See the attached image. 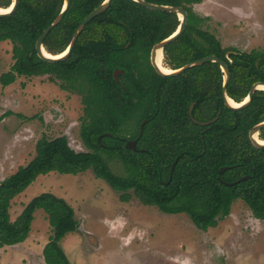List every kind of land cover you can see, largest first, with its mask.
Masks as SVG:
<instances>
[{"label": "trees", "instance_id": "1", "mask_svg": "<svg viewBox=\"0 0 264 264\" xmlns=\"http://www.w3.org/2000/svg\"><path fill=\"white\" fill-rule=\"evenodd\" d=\"M62 1L18 0L11 14L0 16V40L11 42L12 57L0 83L5 86L19 75L47 74L60 88L80 93V136L86 149L72 148L64 135H42L35 155L0 180V247L23 241L34 210L41 208L51 227L41 251L44 262L71 264L60 239L79 223L64 198L40 192L10 219L12 198L38 175L51 171L77 174L91 169L121 201L134 196L164 213L184 212L202 230L225 217L236 199H242L254 217L264 219V146L253 145L248 137L249 128L264 120V90L256 89L246 106L233 109L223 102L222 71L215 61L173 76L156 73L150 49L175 30L179 18L134 0H111L84 25L65 59L43 60L36 54L35 41ZM101 1L69 0L61 20L44 36V49L52 54L62 51L83 17ZM147 1L181 5L187 11L185 30L163 47L164 66L177 68L216 55L227 64L226 94L235 101H241L254 82L264 81V53L222 46L202 27L207 16L190 8L200 0ZM10 2L0 0V7ZM142 63L147 64L146 73ZM218 111L207 125L193 121L210 120ZM258 137L264 139V127ZM127 139H136V149L125 146ZM112 164L122 171L117 173ZM222 166L226 168L219 171ZM243 175L249 176L236 181Z\"/></svg>", "mask_w": 264, "mask_h": 264}, {"label": "rangeland", "instance_id": "2", "mask_svg": "<svg viewBox=\"0 0 264 264\" xmlns=\"http://www.w3.org/2000/svg\"><path fill=\"white\" fill-rule=\"evenodd\" d=\"M190 8L207 16L201 25L222 46L264 53V0H200ZM11 63V42L0 40V74ZM146 65L141 71H147ZM82 116L81 94L60 88L47 74L0 83V180L35 155L42 135H64L72 148L85 150ZM112 167L122 171L118 164ZM43 191L64 198L74 209L79 229L60 239L71 264H264V219L254 217L242 199L233 201L215 226L202 230L184 212L164 213L134 196L121 201L91 169L51 171L12 198L10 219ZM50 234L46 213L35 209L27 237L0 247V264H45L41 249Z\"/></svg>", "mask_w": 264, "mask_h": 264}, {"label": "water", "instance_id": "3", "mask_svg": "<svg viewBox=\"0 0 264 264\" xmlns=\"http://www.w3.org/2000/svg\"><path fill=\"white\" fill-rule=\"evenodd\" d=\"M134 1H136L137 3L143 5L147 8H150V9L174 12L178 15V18H179V24L175 28V30L171 34H169L168 36H166L163 39L159 40L158 42L154 43L150 49L149 60H150V64L152 65V67L154 68L156 73H158L160 75H164V76H173V75H177V74L183 72L185 69H187L191 66L198 65V64L204 63L206 61H215L219 64L220 69L222 71V88H221V91H222L223 102L227 107H230L233 109H240V108H243L244 106H246L250 102L254 91L256 89H262V88H260V86H264V81H257L251 85L249 91L247 92V94L245 95V97L241 101H235L232 98H230L226 94V84H227L228 79H229V70H228L227 64L221 58H219L218 56L213 55V54L202 56V57L197 58L193 61L187 62V63H185L182 66L177 67V68H168V72L162 71L158 65V62H162L163 47L167 43H169L170 41L174 40L178 35H180L185 30L186 21H187V11L181 5L158 4V3L149 2L147 0H134ZM17 2H18V0H11L10 4L7 7H0V9H2V10H0V16H6V15L11 14L15 10ZM110 2H111V0H102L100 4H98L91 11H89L83 17V19L80 21V23L78 24V26L74 30V32L71 36V39H70L69 43L66 45V47L62 51L52 54V53L47 52L44 49L43 44H42V40H43L44 36L49 32V30L51 28H53L61 20L64 12L68 8L69 0H63L61 8H60L59 12L56 14V16L54 17V19L48 25H46L42 29L40 34L38 35V37L35 41L36 54L40 58H42L43 60L50 61V62H56V61L65 59L69 55V53H70V51L74 45V42H75L79 32L83 29L84 25L92 17H94L98 13L105 10L109 6ZM3 9H5V10H3ZM118 71H119L118 69L114 70V76L115 77H117ZM229 99L233 100L234 102L240 103V104H238L236 106L232 105L229 102ZM192 105H193V103H191L189 106V113L191 112ZM218 115H219V111L210 120L198 121V120L194 119L193 121L200 124V125H207L208 123L214 121L218 117ZM263 127H264V120L253 124L248 130V137H249L250 141L252 142L253 145H255L257 147L264 146V142H261V140H264V139H260L258 137V133H259L260 129ZM106 134H109V133L106 132ZM125 146L127 148L136 149V139H127L125 141ZM172 166L170 169L171 172H172ZM225 168H226V166H222V167H220L219 171H223ZM247 176H249V175H243V176L239 177L236 181L243 180Z\"/></svg>", "mask_w": 264, "mask_h": 264}, {"label": "bare ground", "instance_id": "4", "mask_svg": "<svg viewBox=\"0 0 264 264\" xmlns=\"http://www.w3.org/2000/svg\"><path fill=\"white\" fill-rule=\"evenodd\" d=\"M0 10H2V9H0ZM3 10H5V9H3ZM158 65H159V67H160V69L162 70V71H164V72H168V67H166V66H164L163 65V62H158ZM260 88H262V89H264V86H260ZM246 100V99H245ZM229 102L232 104V105H238V104H240V103H237V102H234L233 100H230L229 99ZM261 139V138H260ZM261 142H264V140H261Z\"/></svg>", "mask_w": 264, "mask_h": 264}, {"label": "crops", "instance_id": "5", "mask_svg": "<svg viewBox=\"0 0 264 264\" xmlns=\"http://www.w3.org/2000/svg\"><path fill=\"white\" fill-rule=\"evenodd\" d=\"M79 229V225H78V228H77V230ZM43 247V246H42ZM41 251H42V249H41ZM42 254V253H41ZM42 259H43V257H42ZM44 261V260H43ZM46 264V263H45Z\"/></svg>", "mask_w": 264, "mask_h": 264}, {"label": "flooded vegetation", "instance_id": "6", "mask_svg": "<svg viewBox=\"0 0 264 264\" xmlns=\"http://www.w3.org/2000/svg\"><path fill=\"white\" fill-rule=\"evenodd\" d=\"M118 73H119V71H118ZM118 73H117V74H118ZM192 106H193V105H192Z\"/></svg>", "mask_w": 264, "mask_h": 264}]
</instances>
